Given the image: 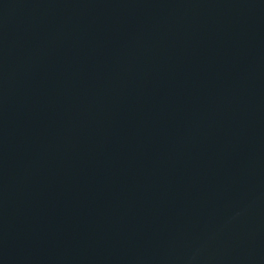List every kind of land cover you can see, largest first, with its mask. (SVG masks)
I'll return each mask as SVG.
<instances>
[{
	"label": "water",
	"instance_id": "obj_1",
	"mask_svg": "<svg viewBox=\"0 0 264 264\" xmlns=\"http://www.w3.org/2000/svg\"><path fill=\"white\" fill-rule=\"evenodd\" d=\"M0 264H264V0H0Z\"/></svg>",
	"mask_w": 264,
	"mask_h": 264
}]
</instances>
